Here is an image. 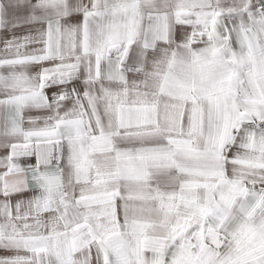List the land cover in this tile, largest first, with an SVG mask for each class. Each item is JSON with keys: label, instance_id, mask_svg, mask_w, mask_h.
I'll return each instance as SVG.
<instances>
[{"label": "snow or ice", "instance_id": "1", "mask_svg": "<svg viewBox=\"0 0 264 264\" xmlns=\"http://www.w3.org/2000/svg\"><path fill=\"white\" fill-rule=\"evenodd\" d=\"M0 264H264V0H0Z\"/></svg>", "mask_w": 264, "mask_h": 264}]
</instances>
